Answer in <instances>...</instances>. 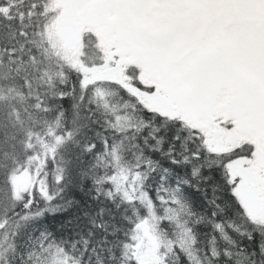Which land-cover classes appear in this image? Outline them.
I'll list each match as a JSON object with an SVG mask.
<instances>
[{"label":"snow or ice","instance_id":"obj_1","mask_svg":"<svg viewBox=\"0 0 264 264\" xmlns=\"http://www.w3.org/2000/svg\"><path fill=\"white\" fill-rule=\"evenodd\" d=\"M0 264H264V0H0Z\"/></svg>","mask_w":264,"mask_h":264}]
</instances>
